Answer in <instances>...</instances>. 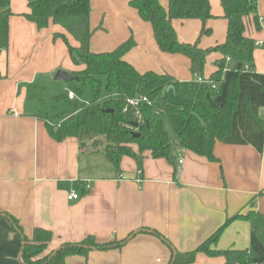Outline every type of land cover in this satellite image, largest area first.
Masks as SVG:
<instances>
[{"label":"crops","instance_id":"1","mask_svg":"<svg viewBox=\"0 0 264 264\" xmlns=\"http://www.w3.org/2000/svg\"><path fill=\"white\" fill-rule=\"evenodd\" d=\"M159 1L167 7V0ZM208 1L212 18L206 22L210 33L199 39L202 49L223 43L227 34L220 0ZM128 2L91 0V50L109 52L133 36L135 45L123 59L137 71L165 72L185 86L196 80L190 60L161 52L150 24ZM10 5L8 47L0 51V264H23V235L31 238L34 228L53 235L43 255L87 236L99 242L126 239L120 247L91 250L86 257L69 256L65 264H168L173 251L195 249L222 226L215 249H248L255 260L264 262V226L255 229L249 218L242 217L264 216L263 27L246 22L245 34L254 43H263L255 46L250 64L244 55H237L244 63L241 72L229 66L223 73L215 101H224L227 83L235 76L239 96L230 134L214 144L217 161L176 148L168 160L145 152L140 167L129 156L114 167L101 147L91 142L81 147L77 133L70 134L68 127L63 140L50 136L39 117L46 109L41 112L37 101L26 98V86L34 84L35 92L43 96L42 89L57 70L70 73L81 67L73 65L63 40L53 38L55 33H65L60 26L38 29L24 16L28 12L25 0H11ZM257 15L264 19V0H257ZM172 25L179 41L193 43L202 24L189 19L173 20ZM66 36L71 45H77ZM145 49L142 56L137 54ZM220 57L218 52L207 55L204 78L216 70ZM54 82H64L57 88L68 90V82ZM88 144L92 145L89 152ZM133 149L137 151L136 146ZM70 192L79 197L67 200ZM9 216L18 220L23 234ZM224 262L223 256L197 253L191 264Z\"/></svg>","mask_w":264,"mask_h":264},{"label":"trees","instance_id":"2","mask_svg":"<svg viewBox=\"0 0 264 264\" xmlns=\"http://www.w3.org/2000/svg\"><path fill=\"white\" fill-rule=\"evenodd\" d=\"M10 1L0 0V51L8 47L9 18L13 15ZM25 1L28 7L25 18L38 29L47 28L50 24L60 26L65 33H55L53 38L63 40L71 62L81 67L70 72L75 79L67 83L75 99L68 98L69 91L50 97L57 104L64 102L71 107V111H61L56 105L50 110L46 99L35 92V85L26 86V98L37 101L41 112L46 109L39 117L45 121L53 139L63 140L67 136L69 121L74 119L79 145L84 147L87 142H91L94 147H101L105 159L114 167H118L123 156L135 159L140 167L145 152L152 158L168 160L176 148L189 150L209 161H217L213 147L231 132V117L239 96L238 78L235 76L228 81L222 103L215 99L220 94L224 71L229 66L238 73L244 69V63L237 60V55H244L246 62L251 63L255 45L245 31L247 21L258 25L257 0H220L223 18L227 21L226 38L223 43L206 49L199 47V39L210 33L206 26V22L212 18L208 0H167V7L162 6L159 0H129L128 5L136 10L139 18L150 24L158 49L163 53L187 57L191 70L194 72L197 69L195 73L203 81H191L186 87L168 73L139 72L125 61L123 55L135 45L132 37L112 51H92L90 42L94 30L90 26L91 0ZM189 19L199 20L201 29L195 42H181L172 21ZM66 34L77 45H71ZM211 52H218L221 57L215 62L216 70L204 78L203 68ZM228 56L230 61L226 62ZM178 89H184L188 102L168 100V94ZM84 90L91 94V101L79 103L76 97H81ZM140 95L145 96L148 102H141L137 107L128 106L123 112L127 99ZM249 113L263 125L255 111L249 109ZM134 122L137 123L136 127L132 125ZM166 125L174 134L173 140ZM134 133L139 134V137L133 136ZM133 146H136L137 151H134ZM242 217L249 218L255 229L264 226L262 215ZM10 218L22 233L18 220ZM222 228L191 251L173 252L168 264H191L197 253L210 257L223 256L224 264H245L255 260L254 253L248 249H215ZM52 237L51 231L43 228H34L31 238L23 235V264H65L69 256L86 257L91 250L116 248L126 242V239L99 242L95 237L87 236L78 243H64L57 250L43 255Z\"/></svg>","mask_w":264,"mask_h":264},{"label":"rangeland","instance_id":"3","mask_svg":"<svg viewBox=\"0 0 264 264\" xmlns=\"http://www.w3.org/2000/svg\"><path fill=\"white\" fill-rule=\"evenodd\" d=\"M99 21H100V19L97 22H99ZM146 51H147L146 49L143 50V51L142 50H138L137 51V54L139 56H142L140 54H143V52L145 53ZM57 85H64V82H54L53 80H51V82L47 83V85L44 86L45 89L44 88L42 89V95L46 99L47 106H50V108H49L50 110H53L52 109V106L53 105H56L57 108L59 110H61V111H65V110L66 111H71V107L68 106V105H66L64 102H60V104H57L56 102H54L50 98L52 96H56V95H59L61 93L64 94V93L68 92V90L63 91V92L60 91L57 88L58 87ZM183 85L185 86V84H183ZM76 100L79 103H88V102L91 101V94L89 93L88 90H84L83 95L81 97H76ZM168 100L169 101H173V102H180V103H186V102H188V99H187V97L184 94V89H178L177 91L170 92L168 94ZM68 128H69L70 134L76 135V121L74 119H71L69 121ZM166 130H167L169 136L170 137H173L174 134H173L171 128L168 125H166Z\"/></svg>","mask_w":264,"mask_h":264},{"label":"built area","instance_id":"4","mask_svg":"<svg viewBox=\"0 0 264 264\" xmlns=\"http://www.w3.org/2000/svg\"><path fill=\"white\" fill-rule=\"evenodd\" d=\"M257 18H258V23L260 24V26L263 27L264 29V19L262 17H259L257 15ZM262 41L258 40V41H255L254 45L255 46H260L262 45ZM230 61V57H226V62H229ZM247 68V66H246ZM196 81L198 82H202L203 79L199 76H197L196 78ZM214 87V86H213ZM68 98L69 99H75V95L73 92H68ZM141 102H148L147 98L143 95H140V96H137L135 98H130V99H127L126 101V107L124 108L123 112H126V109L128 106H131V107H137L139 105V103ZM179 163H181V160H179ZM120 178H124L120 175ZM79 197L78 193H75V192H70L68 195H67V200L71 201V200H75ZM245 264H263V262H260L258 260H252L250 262H247Z\"/></svg>","mask_w":264,"mask_h":264},{"label":"water","instance_id":"5","mask_svg":"<svg viewBox=\"0 0 264 264\" xmlns=\"http://www.w3.org/2000/svg\"><path fill=\"white\" fill-rule=\"evenodd\" d=\"M195 71L197 72V69H195ZM73 79H75V77L71 74V73H69V72H67V71H65V70H62V69H59V70H57L56 72H55V74H54V77H53V80L54 81H65V82H71ZM132 125L134 126V127H136L137 126V123H132ZM133 136H135V137H139V134H137V133H134L133 134ZM176 143V142H175ZM91 147H92V145L91 144H88L87 146H86V148H85V150L87 151V152H89V151H91ZM174 252V251H173ZM175 253V252H174Z\"/></svg>","mask_w":264,"mask_h":264}]
</instances>
